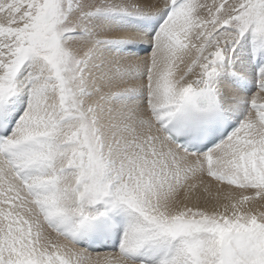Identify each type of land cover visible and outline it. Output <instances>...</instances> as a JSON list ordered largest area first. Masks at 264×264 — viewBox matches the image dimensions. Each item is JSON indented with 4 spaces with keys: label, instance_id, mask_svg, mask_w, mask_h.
Instances as JSON below:
<instances>
[{
    "label": "snow or ice",
    "instance_id": "snow-or-ice-1",
    "mask_svg": "<svg viewBox=\"0 0 264 264\" xmlns=\"http://www.w3.org/2000/svg\"><path fill=\"white\" fill-rule=\"evenodd\" d=\"M0 264H264V0H0Z\"/></svg>",
    "mask_w": 264,
    "mask_h": 264
}]
</instances>
